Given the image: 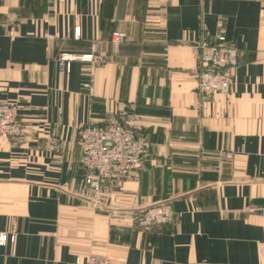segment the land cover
Here are the masks:
<instances>
[{"label":"crops","instance_id":"1","mask_svg":"<svg viewBox=\"0 0 264 264\" xmlns=\"http://www.w3.org/2000/svg\"><path fill=\"white\" fill-rule=\"evenodd\" d=\"M219 37L231 89L203 97L194 47ZM0 104L22 127L0 137V264H264V0H0ZM127 113L149 154L95 196L79 131ZM164 201L174 221L140 231Z\"/></svg>","mask_w":264,"mask_h":264},{"label":"built area","instance_id":"2","mask_svg":"<svg viewBox=\"0 0 264 264\" xmlns=\"http://www.w3.org/2000/svg\"><path fill=\"white\" fill-rule=\"evenodd\" d=\"M125 37L116 32L111 35L110 42L122 44ZM194 50L198 57L199 76L198 91L203 97L227 95L232 85L231 70L237 65L238 53L234 47L225 43L219 37L214 44L198 43ZM87 61L102 62L96 57H84ZM69 58L62 57L60 70L65 69ZM89 88L88 84L84 85ZM132 109V107H131ZM22 133L21 124L17 118L15 105L0 104V137L18 138ZM78 145L81 149L79 160L84 172V184L91 193L99 196L103 182L115 177H129L139 171L149 154L151 144L142 134L137 118L127 113L122 120H114L108 125H89L82 128L78 135ZM62 145L57 149L62 150ZM264 218V207L259 210ZM174 221L171 204L167 201L149 206L134 216V222L142 232H150ZM8 237L0 234V245H4ZM13 240V236L11 237ZM75 264H104L101 260L90 257L85 262Z\"/></svg>","mask_w":264,"mask_h":264}]
</instances>
